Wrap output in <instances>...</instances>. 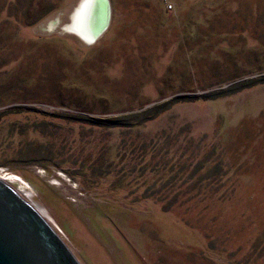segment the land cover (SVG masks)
Returning a JSON list of instances; mask_svg holds the SVG:
<instances>
[{"label":"rangeland","instance_id":"rangeland-1","mask_svg":"<svg viewBox=\"0 0 264 264\" xmlns=\"http://www.w3.org/2000/svg\"><path fill=\"white\" fill-rule=\"evenodd\" d=\"M79 1L0 0V180L79 264H264V81L231 91L264 77V0H110L91 44ZM179 95L140 125L79 120ZM200 160L192 181L215 161L220 181L186 200Z\"/></svg>","mask_w":264,"mask_h":264},{"label":"water","instance_id":"water-1","mask_svg":"<svg viewBox=\"0 0 264 264\" xmlns=\"http://www.w3.org/2000/svg\"><path fill=\"white\" fill-rule=\"evenodd\" d=\"M109 1L107 24L94 39L109 25ZM0 264H79L36 209L1 180Z\"/></svg>","mask_w":264,"mask_h":264},{"label":"trees","instance_id":"trees-1","mask_svg":"<svg viewBox=\"0 0 264 264\" xmlns=\"http://www.w3.org/2000/svg\"><path fill=\"white\" fill-rule=\"evenodd\" d=\"M41 10V9H40ZM39 10V12H40ZM41 14V13H40ZM43 14H41L40 16H42ZM264 81V77L259 79V80H250V81H246V82H242L239 83L237 85L234 86V88H231V91H239L240 89H244L247 88L251 85H254L256 83H260ZM190 98V99H188ZM197 98L199 99H206L204 96H198ZM191 97H182L181 95L176 96L174 98H172L170 101L165 102V103H160L159 105L153 106L151 108L142 110L139 113H135V114H127V115H122V116H114V117H109V118H85V117H79L80 122L82 123H87V124H92L95 126H107L110 128H118V127H131L133 125H140L141 123H146L150 120L155 119L157 116H159L161 113L165 112L172 104L179 102V101H187V100H191ZM193 99H195V97H193ZM144 160V159H143ZM205 162H207V159L205 160ZM203 160L198 161L194 168L193 171L190 173L189 178L186 179L185 183L187 182H192V184L190 183V185L187 183L186 189L188 191V195H186L187 199L186 200H190L192 198L195 197H201V198H211L212 195H214V192L216 191V189L214 190L213 193H210L208 195H200L199 194H195V193H191V190L196 188L197 186L199 187H206L211 185V184H216L217 182L220 181V179H216L215 175H221L222 172V163L219 161H215L214 165L212 167H210V169H208V173L205 175H200V177L194 181H192L193 176L200 171L201 168H203ZM156 166L159 164L156 163ZM143 172L148 171V167H150V171L154 170V165L151 164H145L143 165ZM165 166V165H162ZM180 169L185 168V164L181 165L179 167ZM176 180V175H172L170 176L165 182L160 183L161 185V189L166 188L165 186H172L174 185V182ZM180 180V178L178 179ZM148 189H152V192H156V184L155 181L153 183H151L148 186ZM218 189V187H217ZM177 192V191H176ZM169 196V195H168ZM168 196H164V198L168 197ZM179 197V193H174L170 196L169 198V202L166 203L167 205H172L171 203L176 202ZM218 198H220V196H218ZM161 201V200H160ZM164 206L165 210H168V206Z\"/></svg>","mask_w":264,"mask_h":264},{"label":"bare ground","instance_id":"bare-ground-1","mask_svg":"<svg viewBox=\"0 0 264 264\" xmlns=\"http://www.w3.org/2000/svg\"><path fill=\"white\" fill-rule=\"evenodd\" d=\"M107 3V0H83L82 2L79 1L74 12L71 15V22L67 24V29L69 28V30L73 31L87 43L91 44V42H95L96 39L94 38L107 24Z\"/></svg>","mask_w":264,"mask_h":264},{"label":"crops","instance_id":"crops-1","mask_svg":"<svg viewBox=\"0 0 264 264\" xmlns=\"http://www.w3.org/2000/svg\"><path fill=\"white\" fill-rule=\"evenodd\" d=\"M195 1H197V0H173L172 3H174V4H186L187 6L188 5L190 6V5H192V2H195ZM198 1H200V0H198ZM205 1H207V0H201L200 2L204 3ZM11 2H12V0H4L3 4L7 5V4L11 3Z\"/></svg>","mask_w":264,"mask_h":264},{"label":"built area","instance_id":"built-area-1","mask_svg":"<svg viewBox=\"0 0 264 264\" xmlns=\"http://www.w3.org/2000/svg\"><path fill=\"white\" fill-rule=\"evenodd\" d=\"M167 7H168V9H171L172 5L171 4H168Z\"/></svg>","mask_w":264,"mask_h":264}]
</instances>
